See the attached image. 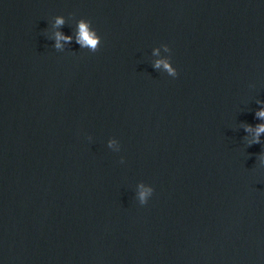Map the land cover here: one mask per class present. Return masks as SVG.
<instances>
[{
	"label": "water",
	"instance_id": "1",
	"mask_svg": "<svg viewBox=\"0 0 264 264\" xmlns=\"http://www.w3.org/2000/svg\"><path fill=\"white\" fill-rule=\"evenodd\" d=\"M262 102L264 0H0V264H264Z\"/></svg>",
	"mask_w": 264,
	"mask_h": 264
},
{
	"label": "clouds",
	"instance_id": "2",
	"mask_svg": "<svg viewBox=\"0 0 264 264\" xmlns=\"http://www.w3.org/2000/svg\"><path fill=\"white\" fill-rule=\"evenodd\" d=\"M65 24V18L63 16L55 17V27L59 28ZM78 28V35H77V42L82 46L90 49L91 52H96L99 50L101 45V37L97 34V32L91 27V21L81 18L77 23ZM56 45L57 49L62 48V44L60 41L71 42L70 36H65L61 32H56ZM160 64H163L168 72L171 74L172 77L178 76V71L175 67L171 66L167 61H158L156 63V67H159ZM264 103V102H262ZM256 117L258 120L264 121V107H261L256 112ZM243 129L246 133L252 134L251 139L247 136V142L249 146L253 144H260L261 143V135L264 134V123H258L254 127L252 125L244 124ZM261 166H264V157L260 158ZM141 188L143 189L139 193V202L141 205H145L148 203L149 198L154 193V188L152 186L145 188L143 184H141Z\"/></svg>",
	"mask_w": 264,
	"mask_h": 264
}]
</instances>
